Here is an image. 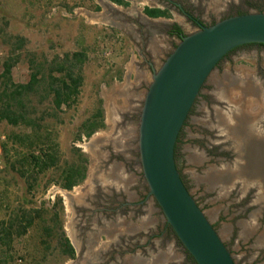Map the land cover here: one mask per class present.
<instances>
[{"label":"rangeland","instance_id":"rangeland-1","mask_svg":"<svg viewBox=\"0 0 264 264\" xmlns=\"http://www.w3.org/2000/svg\"><path fill=\"white\" fill-rule=\"evenodd\" d=\"M250 1L251 4L264 6V0ZM124 2L125 6H113L111 0H0V93L7 65L12 66L10 78L15 85L28 84L32 75L40 69L45 75L36 91L22 99L28 110L26 116L36 122V126L29 127L23 122L13 126L7 121H0V264H77L68 255L65 239L73 245L72 207L86 194L88 183L86 181L72 191L65 190L62 188L64 173L70 166L79 164L80 154L89 158L88 166L95 163L97 147L106 138L113 137L119 116L111 110L115 108L124 112L122 110L130 109L134 112L131 107L142 108L152 82V75H149L139 91H134L141 83L131 80L130 76L137 73L135 63L142 58L129 36L118 27L116 19L122 14H141L147 8H164V2ZM234 2L239 3L238 0H191L193 8L190 9L209 21L210 17L218 18L226 6ZM172 12L173 17L155 19L153 24H176L185 34L197 31L178 10L173 9ZM179 43L178 39L166 34L159 38L157 45L165 51L162 50L161 61H157L156 68L161 67ZM62 66L65 74L73 72L81 80L78 96L70 105L57 110L53 96L46 95L44 90L49 83L51 69L56 70L53 73L56 78H63V73L58 70ZM218 77L223 79V76H218V71L213 72L206 86L216 82ZM227 78L223 82L229 87ZM130 82L132 87L127 86ZM99 112L101 117L96 118ZM91 123L98 126V130L88 138L86 125ZM138 127L135 123L132 127L134 131L129 133L130 145L124 146L122 138L117 139L115 146L119 148L113 147L116 153L123 149L137 150ZM198 131L199 128L191 130L190 140L199 139ZM191 142L184 149L200 156L198 144ZM104 144L114 146L110 141H104ZM45 155L49 158L47 165L38 167L34 158H44ZM181 158L182 151L178 164L188 176L186 181L192 195L198 200L211 196L210 184H207L209 187H205L206 190L199 186L201 170L196 166H185ZM142 174L139 167L138 176L143 180ZM205 181L210 182L211 177ZM143 195L145 190L140 191V196ZM205 199L201 200V205L213 220V216L224 208L220 206L223 202L213 204V198ZM140 212L137 220L128 222L125 219L123 226L118 228L125 235H139L136 252L141 261L129 264H148L143 259L145 250L142 245L147 242V235L160 234L166 220L157 207L152 210L145 206ZM218 227L226 237L228 232L230 234L229 221H223ZM262 233L255 241H263ZM160 239H155L154 262L150 264L182 263L185 259L183 248L174 241L163 247ZM108 245L110 239L103 237L91 254ZM241 248L243 246H233L236 257H247L251 264L252 260L264 261L258 251L250 257ZM129 258L127 256V260H131Z\"/></svg>","mask_w":264,"mask_h":264},{"label":"flooded vegetation","instance_id":"flooded-vegetation-1","mask_svg":"<svg viewBox=\"0 0 264 264\" xmlns=\"http://www.w3.org/2000/svg\"><path fill=\"white\" fill-rule=\"evenodd\" d=\"M157 1L164 2V8H159L168 11L171 16L173 9L178 10L186 22L197 30L202 26H212L224 19L252 11L264 13L263 5L251 4L250 0H238V4L235 2L228 4L218 18L210 17L211 19L207 21L190 9L193 8L190 5L191 0ZM144 14L150 16L146 12ZM116 20L118 27L138 48L139 56L142 58L140 62L135 63L137 73H132L130 76L131 80L141 83L134 89L138 92L149 75L153 76L158 69L157 61H161V52L165 51L157 45L159 38L166 34L181 41L186 34L179 25L153 24L143 19L139 13L122 14ZM177 27L181 29V33L177 32ZM168 46L172 47V44ZM215 71H218V76H223V79L228 77L229 87L225 86L223 79L219 77L207 87V80L179 135L176 162L190 193L191 188L186 181L188 176L182 172L178 164L180 151L185 166H196L201 170V176L198 178L199 186L206 190L205 187H209L207 184H210L212 188L211 196L202 199L207 201L211 197L213 204L223 202L220 206L224 208L211 220L201 205L202 199L198 200L192 193L191 195L230 250L235 263L251 264L247 257H236L233 246H243L241 250L244 249L250 257L253 253L256 254L255 251L264 257V239L262 242L255 241V238L259 237L258 234L261 232L262 235L264 234V45L249 44L237 48L217 65ZM131 83L127 86L132 87ZM205 89H207L206 93ZM136 107H131L134 112L130 109L122 110L124 112L115 108L111 110V113L119 116L113 137L106 138L101 146L97 147L94 154L95 163L88 166L87 178L84 181L88 183L86 194L79 202L73 203L72 246L77 264H129L135 261L139 263L141 260H138L140 257L136 252L139 246V241L136 240L139 235H125L122 231H118L119 225L123 226L125 219L128 222H133L135 218L137 220L141 213L140 209L145 206L152 210L157 207L163 214L156 200L149 194L150 189L144 175L142 174V178L145 182L139 179V167L142 169L139 146L137 150L132 148L123 149L118 153L114 151L119 148L115 146L118 138H122L121 142L124 146L130 145L129 133L131 130L134 131L132 127L135 123L140 125L142 108ZM196 128H199L200 137L197 140H190L191 130ZM104 141H110L114 146L104 144ZM190 141L198 144L200 156L184 149ZM209 177L211 181H205ZM143 190L145 195L141 197L140 191ZM225 220L231 225L230 234L229 232L227 234V237H230L228 239L218 227ZM103 237L110 239V245L91 254L94 246ZM146 238L147 242L142 245L145 250L143 259L146 263L154 262L152 254L155 249V239L161 238L163 247L174 241L177 246L183 248L185 259L180 264H193L166 220L160 234H149ZM127 246L133 249L130 250L126 248ZM127 256H130L131 260H127ZM252 262L264 263L262 259Z\"/></svg>","mask_w":264,"mask_h":264},{"label":"water","instance_id":"water-1","mask_svg":"<svg viewBox=\"0 0 264 264\" xmlns=\"http://www.w3.org/2000/svg\"><path fill=\"white\" fill-rule=\"evenodd\" d=\"M264 45V13L237 15L186 34L152 76L140 115L139 154L150 196L196 264H236L186 187L176 162L179 135L204 85L232 51Z\"/></svg>","mask_w":264,"mask_h":264},{"label":"trees","instance_id":"trees-1","mask_svg":"<svg viewBox=\"0 0 264 264\" xmlns=\"http://www.w3.org/2000/svg\"><path fill=\"white\" fill-rule=\"evenodd\" d=\"M112 1L118 5L125 6L124 0ZM145 11L153 18L170 17L168 11H163L161 9L147 8ZM176 29L178 33L182 32L179 27H177ZM11 69V65H7L5 69L3 89L0 93V121H7L8 124L13 126L22 125L21 122H23V124L29 127H35L36 122H32L31 120H29V117L26 116L28 115V110L26 103H24L22 99L27 94H31L36 91L37 86L40 84V81H44L45 75H42V69H40L32 75L31 81L28 84L15 85L10 78ZM58 70L59 72L63 73V78H56L53 75L56 70L51 69L50 75L48 77L49 83L44 91L46 95L53 96L54 105L57 110H60L63 108V106L70 105L69 103L78 96V89L81 79H78V77L74 76L73 72H67L65 74V69L63 66ZM70 82L72 83V85L70 84ZM100 117L101 112L96 115V118ZM86 126L88 129L87 137L90 138L98 130V126H96L94 123ZM80 157L81 159L79 161V164L70 166L69 169L64 173V184L62 185V188H64L65 190L71 191L74 187L83 183L87 178L89 158H87L83 154H80ZM48 159V156L45 155L44 158H34V162L38 167H41V165L46 166ZM65 244L69 257L71 259H74L75 250L69 239H65ZM188 255L192 260V263L196 264L195 260L190 256V254Z\"/></svg>","mask_w":264,"mask_h":264},{"label":"crops","instance_id":"crops-1","mask_svg":"<svg viewBox=\"0 0 264 264\" xmlns=\"http://www.w3.org/2000/svg\"><path fill=\"white\" fill-rule=\"evenodd\" d=\"M112 1V0H111ZM112 5L113 6H115V3H112ZM145 10V9H144ZM146 12V11H145ZM144 11L141 13V15H142V18L143 19H145L146 21H148V22H153V21H155V19H166V18H152V17H150V16H147L146 14H144L145 13ZM167 20V19H166Z\"/></svg>","mask_w":264,"mask_h":264}]
</instances>
